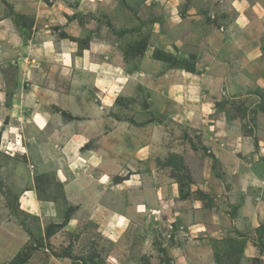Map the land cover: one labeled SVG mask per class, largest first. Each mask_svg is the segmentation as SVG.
<instances>
[{
	"label": "rangeland",
	"instance_id": "1",
	"mask_svg": "<svg viewBox=\"0 0 264 264\" xmlns=\"http://www.w3.org/2000/svg\"><path fill=\"white\" fill-rule=\"evenodd\" d=\"M4 20L0 264H264V227L238 230V187L218 180L255 197L239 169H264V0H0ZM92 43L140 86L58 64ZM14 119L44 145L10 153ZM174 186L188 207L165 217ZM211 218L217 233L186 224Z\"/></svg>",
	"mask_w": 264,
	"mask_h": 264
},
{
	"label": "crops",
	"instance_id": "2",
	"mask_svg": "<svg viewBox=\"0 0 264 264\" xmlns=\"http://www.w3.org/2000/svg\"><path fill=\"white\" fill-rule=\"evenodd\" d=\"M9 23H11V24H9ZM12 23L13 22H11L10 20L9 21H5V20L3 21V23H2L3 26L0 27V32H2V31L4 32V35L2 36L3 38H6V36H7L6 32H8L10 28H11V30H13V24ZM3 28H6V29L3 30ZM10 42H11V40H10ZM217 42L221 45V42L219 39ZM71 44L72 43H69L68 45L71 46ZM92 44H93V46H90L89 49H87L88 55L86 54L85 56L81 55L80 51H79L78 55L74 51H68L66 49H62L61 52L57 51L56 55L58 58H56V59H58L57 61H60V62H58V64L59 63L63 64L64 65L63 67H65L68 70V72L73 71V72H75V75L81 74L77 78L86 77L87 74H82L83 72L88 73V74L92 75L94 78H96L95 82H98L101 79V77L103 76V74H101L100 71L104 70L105 73H108L112 76H116L118 74V72L114 73V71H123L125 73L123 76H125V78H126L124 80L126 82V86L128 87L127 91H130L131 88L136 89L140 86L136 83V80H138V81L141 80V79H139V76H138L140 74V72L139 73H138V71L128 72L129 70L127 68V63L121 64L120 62L113 63L112 61H110L111 56L113 57L116 54L115 50L112 54L110 52L111 50H109L108 47L104 48V46H101V47H98L96 51H94L93 47H94V45H97V43L96 44L92 43ZM74 45H77L76 42H74ZM208 46H209V44H208ZM64 47L65 46H63V48ZM71 48H72V50L75 49V47H71ZM224 52H226V51H224ZM224 52H222V53H224ZM94 53H96L97 56H99L101 58V60L97 59V62L94 61V59H93ZM66 54H68L67 58H66ZM107 59H109V60H107ZM116 60L118 61V59H116ZM61 61H63V62H61ZM70 63L74 64V66L71 67L69 65H66V64H70ZM58 64H56L57 67H59ZM77 64H79V66H77ZM109 66L115 67V70H111ZM60 67H62V66H60ZM116 69H118V70H116ZM38 70L39 69L36 68V69H34L33 73H31V75L27 74L26 75V78H27L26 81L27 82L33 81V82H36L38 84L41 83V80L44 78V75L41 71H38ZM41 73H42V75H40ZM130 84H132V86H130V88H129ZM96 89L100 92L102 91V90H100V87H98V86L96 87ZM96 94H98V93H96ZM127 97H129V96H127ZM43 120H44L43 116L38 117L37 121L35 122V125L40 127V128L43 127L42 124H45ZM208 122H210V123H208ZM211 124L212 123L210 120L202 119V122H201L202 127H206V126L211 125ZM36 126H33V124H32V126H31V128H32L31 136L32 137L29 136L28 137L29 140L26 143L25 131L28 127V124L23 122L22 125H20V123L17 122L16 119H14L13 128H12L11 132L8 134V140H9L8 142H9V145L11 146V148L9 149L7 146V149L10 151V153L15 154V155L17 154L20 156H25V155L28 156V154L30 152H28L27 150H29V149L36 150L37 147L44 145V144H42L44 142L38 141V139H36V137H38V136H36L33 133V127H36ZM40 139H42V138H40ZM260 156L262 157V155H260ZM252 168L255 169V170L253 169V171L256 174L255 178L251 176V173H249L250 169L248 168L247 165L240 166L239 172L241 173L242 176L245 175V176H248V178H250L249 183L251 185L249 184V186H250L249 191H250V189L256 190V192H255L256 196L255 197L253 194H249L248 196L245 195L248 192H244L243 186L241 187L236 182L239 179V177H238V179H236L235 177L232 178V177H229V175L224 174L223 179H221V177L218 179L221 181L223 180L225 183H228L227 185L230 188L232 186V188L234 190L238 187L235 190V192H236L237 196H240L237 198V200H239V204L234 205V206H236L235 209H237V211H238V213L235 215L237 217V219H235V221H236L235 225L237 226V228L240 232H242L244 230L243 227H245L247 224L250 227L258 228V229L260 227H264V169L259 170V169H256L255 167H252ZM226 169L228 172H232V169L229 170V167H227ZM225 175L227 178L225 177ZM158 182L162 183V182H164V179L161 178ZM241 185H242V183H241ZM173 189L175 190V192L173 193V196H174L173 201H172L173 204L171 203V201L167 202L164 199H157V202L159 201V203H160L159 207L161 208V213L165 217L168 216V214H169L168 212L173 211L172 208H175V207L177 208L178 206L188 207V201H186V200L180 201V202L176 201V197H178L177 187L174 186ZM242 189H243V191H242ZM243 197H244V199H243ZM164 204H169V205H167V207H165ZM176 208H175V210H176ZM182 220H184V219H182ZM216 222L219 223V219H216ZM216 222L214 221V219L211 218L210 224L208 226H207L206 222H204L203 219L196 220L193 222H188L186 224L188 227L191 226L192 231H194V230L196 232L203 231L204 230L203 228L206 227L207 229H211V230H213V228H215L213 231L215 233H217L218 230L216 227V224H217ZM248 252L251 253V248L246 249V253H248ZM182 264H183V262H182Z\"/></svg>",
	"mask_w": 264,
	"mask_h": 264
},
{
	"label": "trees",
	"instance_id": "3",
	"mask_svg": "<svg viewBox=\"0 0 264 264\" xmlns=\"http://www.w3.org/2000/svg\"><path fill=\"white\" fill-rule=\"evenodd\" d=\"M16 18V17H15ZM18 22V21H17ZM18 29H19V31L21 32V34L24 36V37H29V35H30V30L29 29H27V28H25L24 26H22V25H20V23L18 24ZM177 161H179L178 159H177ZM178 167L180 168L181 167V163L180 162H178Z\"/></svg>",
	"mask_w": 264,
	"mask_h": 264
}]
</instances>
